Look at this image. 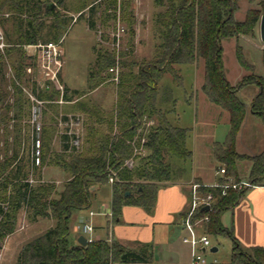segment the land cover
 Instances as JSON below:
<instances>
[{
	"label": "trees",
	"instance_id": "trees-1",
	"mask_svg": "<svg viewBox=\"0 0 264 264\" xmlns=\"http://www.w3.org/2000/svg\"><path fill=\"white\" fill-rule=\"evenodd\" d=\"M0 2L2 7L16 4L29 15L23 19L17 32L20 45L35 44L38 41L40 23L32 21L31 16L54 17L48 42H58L70 25V18H63L59 12V8L65 6L67 0ZM92 2L93 0H80L78 5L84 9ZM104 3L113 4L111 0ZM53 4L55 8L51 7ZM155 4L161 10L154 16L159 38L154 57L141 62L125 58L119 60L123 70L117 84L116 105L104 115L106 132L102 133L98 126H88V146L85 150L80 154L75 150L70 159L57 163L70 175L64 182L63 189L58 190L54 183L44 182L41 177L40 168L46 161L45 150L52 139L49 130L43 129L41 166H35L32 161L29 163L17 159V147L1 163L0 250L4 238L16 229L20 210L25 209L28 217L33 220L41 217L52 218L55 222L45 233L22 246L16 264H113L152 261L151 245L130 249L116 240L109 242L103 239L90 241L86 245H71V219L75 212L91 207L93 186L109 183L110 178H113L111 219L113 222H120L125 205L140 206L151 212L156 206L160 186L185 176L192 160V150L188 144L190 129L178 124V98L175 91L183 83L182 68L187 65L204 62V82L201 90L211 103L229 114V131L225 142L213 143L214 159L219 165L223 164L226 171L220 182H227L229 179L237 181V163L248 159L251 162L249 180L258 186L263 185L264 150L253 156L243 155L236 149V140L247 113L246 103L238 93L249 84L259 87L250 103V110L264 123V77L247 82V78H244L237 85H232L226 75L222 43L224 40L238 39L242 35L255 34L256 26L264 15V0L258 1L257 8L249 9L241 21L235 17L239 9L238 0H155ZM127 6L123 4V9L126 8V16L131 20L134 17ZM94 8V5L90 7L91 12H94ZM88 24L90 28L95 27L93 14L90 15ZM129 35V50L121 52L120 57L131 55L134 50L135 31L132 26ZM17 51L20 56L21 47ZM94 51L95 64L90 69L88 79L91 90L105 83L110 74L109 69L117 63L113 52H104L102 49L96 51V48ZM236 55L239 64L248 70L250 65L240 46L236 48ZM1 59L3 56L0 55ZM262 62L264 66V49ZM23 65L21 61L20 70ZM167 75L171 76V82H166ZM17 76L22 79L20 74ZM53 93L49 87L43 89L38 96L42 99L51 98ZM81 93L78 89L69 91L65 87L63 97L71 101L73 97L82 95ZM21 99L20 96L17 98L16 106L20 105L18 100ZM3 101L1 96L0 105ZM87 113L95 118L98 112L90 110ZM145 119L155 120L157 123L148 129L145 142H142ZM63 140L64 150L73 148L69 144L68 135H64ZM15 144H19L18 139ZM139 146L147 148L149 153L142 159L136 155L140 165L130 167L126 162L133 160L135 148ZM31 164L33 169L38 168L39 171L38 181L35 183L29 179ZM196 181L201 182L198 179ZM204 189L218 193V188ZM244 192L229 189L227 196L217 199L212 210L200 209L197 214L209 216L203 222L209 235L226 236L232 241L230 261L218 264H264V246L243 249L233 229L225 227L222 222V216L239 203Z\"/></svg>",
	"mask_w": 264,
	"mask_h": 264
},
{
	"label": "rangeland",
	"instance_id": "rangeland-1",
	"mask_svg": "<svg viewBox=\"0 0 264 264\" xmlns=\"http://www.w3.org/2000/svg\"><path fill=\"white\" fill-rule=\"evenodd\" d=\"M2 1V0H0ZM80 0H67L66 5L59 8L60 15L70 18V25L63 37L59 39L63 50V67L59 71V79L63 84V80L69 87L79 89L82 95L73 97L67 101L62 97V93L58 91L49 78L46 76L44 69L40 65L39 50L37 52L32 48L37 44L47 43L52 32L51 26L54 23L53 16H31L30 19L39 22L40 33L38 41L35 44L20 45L17 36L18 29L25 17H29L28 13L21 10L16 4L1 6L0 2V27L4 32L7 47L0 50L3 59L0 60V97L4 101L0 105V165L7 157L12 155L17 147V159H23L31 163L32 154V126H31V107L33 100L31 96L39 98L42 90L51 88L54 91L51 98H39L45 101L42 108V128L48 131L54 129L56 137L51 139L45 150V164L40 168L42 181L52 182L58 190L63 189V184L70 177L69 173L57 165L60 160L70 159L74 155L75 150L81 153L88 146L86 139L88 126L97 127L102 125V133L106 132V115L109 111H101V97L107 94L108 103L114 101L115 90L120 81L114 79V73L109 71L108 79L96 91H90L88 79L91 67L95 64V51H111V33L117 27L121 26L125 29L123 36V49L121 52L128 51L127 42L130 39V27L135 31L134 50L130 54L120 57V59L135 60L141 62L143 60H151L155 54V45L159 42L157 30L154 24L155 14L161 10L155 4V0H111L113 4H105L107 0H93L90 6L80 8L78 5ZM258 1L238 0L239 9L235 13L237 20H244L249 9L258 7ZM123 4H127L129 11L133 15V19L128 20L126 16V8ZM94 5V12L90 7ZM16 8V9H15ZM93 14L95 18V27L90 28L88 19ZM26 15V16H25ZM41 27V28H40ZM223 61L226 75L232 85H237L244 78L246 82L256 81L259 77H264V66L262 62V52L264 49V41L260 36V22L257 24L254 35H242L238 39H229L223 41ZM240 46L241 51L250 65L248 70L244 69L237 59L236 48ZM11 47V48H10ZM21 57L18 56L17 49L20 48ZM10 52H8L9 50ZM38 49V48H37ZM23 53V54H22ZM114 53V52H113ZM115 55V53H114ZM24 64L22 69L19 63ZM200 65L184 66L182 68L183 83L176 88L175 95L178 98L176 104V113H178L180 125L190 129L188 144L193 150V162L188 170L189 174H193L197 169L203 170L209 177L213 178L215 170L210 161L209 151L213 141L225 142L229 131V114L227 111L211 103L201 90L204 80V62L200 61ZM25 67V68H24ZM119 64V75L122 71ZM20 74L21 78L17 76ZM63 76V80L61 79ZM166 82H171V76L167 75ZM201 84V85H200ZM64 85V84H63ZM52 86V87H51ZM65 87V85H64ZM259 87L256 84H249L238 96L247 104V111L255 92ZM91 92V93H90ZM19 95L22 99L17 105ZM70 95V93H69ZM203 95V96H202ZM198 96V99H196ZM69 102L70 104H67ZM70 106V111L65 109ZM92 108V109H90ZM111 108V107H110ZM107 108V109H110ZM90 110L97 111V117L92 118L87 112ZM100 111V112H99ZM222 113V114H221ZM221 115V116H220ZM243 127L241 128L236 147L237 150L246 156H251L259 152L260 142L264 136V124L257 116L248 115ZM151 120L145 119L143 122L144 137L147 135L148 129L156 124L148 126ZM142 128V127H141ZM70 132L74 133L81 139L79 148L74 147L67 151L63 149V137L68 135L70 144ZM43 138V130H42ZM18 139L19 144H15ZM55 139V140H54ZM149 151L143 146H139L135 150L134 158L127 161L128 166L136 167L139 164V158H144ZM139 156L136 159L135 156ZM248 159H243L237 163L238 177L246 176L248 171ZM29 169V179L31 182L38 181V168ZM219 167H225L220 164ZM43 171L44 177L42 176ZM94 195L92 204L89 209L75 212L71 219L70 244L75 245L78 242V230L75 227V216H88L90 211L96 214L93 223L95 230L93 233L85 234L88 238H97L105 234V229L100 225L105 224L104 219L110 214L109 208L112 207L113 188L111 181L102 185L93 186ZM243 217V222L245 221ZM225 223L231 225V215L226 214ZM55 224L52 218H37L33 220L28 217L26 210L19 211L17 216V226L12 234L7 235L2 241L0 250V264H16L19 252L22 246L28 241L42 235L50 227ZM212 245L218 247L216 253L209 252L206 254L207 264H214L229 261L232 249V241L226 236H210Z\"/></svg>",
	"mask_w": 264,
	"mask_h": 264
},
{
	"label": "crops",
	"instance_id": "crops-1",
	"mask_svg": "<svg viewBox=\"0 0 264 264\" xmlns=\"http://www.w3.org/2000/svg\"><path fill=\"white\" fill-rule=\"evenodd\" d=\"M200 64L201 63L199 62L187 66H194L198 68ZM61 79L63 80V76ZM63 84L65 85L66 88H68L69 91L75 90V88L69 87L68 84L64 82V80H63ZM101 86L90 91H96L100 89ZM256 93L257 92H255V94ZM196 99H198V96H196ZM107 101H108L107 94L106 95L103 94V96L101 97L102 113L103 112L107 113L108 111L110 112L115 107L117 101V90H115L114 101H112L111 103H108ZM67 104L70 103L67 102ZM248 108L249 110L246 113V117L242 123L241 128L243 127L245 121L247 120L248 115L254 116V114L250 110V105ZM65 109L67 111H70V106H66ZM176 117H178V113H176ZM178 124L180 125L179 117H178ZM98 127L100 128V130L102 129V125ZM49 134L52 139L56 137L54 129H49ZM214 142L216 141H213L211 143V150L209 151V156L211 158L210 161L213 164L212 167L215 170V174L213 178L206 175V173L203 172V170L200 169V167L197 169V171H195L191 175L187 171L182 179H179L175 182L163 183L160 186L158 190L156 206L151 212L146 211L144 208L140 206L125 205L122 209L121 221L113 222L111 219L112 210L109 208L110 214H107L104 221H102L105 222V224L103 223L100 225L102 228L105 229V234H103L100 237L91 239L85 236V234L87 233L82 234L77 229L78 235L76 242H78L80 236H84L88 239L89 242L99 239L107 240L109 242L116 240L123 246L130 249H138L142 245L152 246L153 259L151 262H134V263L114 262L113 264H190L191 262L190 250H189V246L183 241V237L186 232L181 224V218L184 215V212L189 207L190 186L192 182L198 179L199 181H201L206 185H214L217 182H220V179L223 178V175H221L218 172L220 165L216 162L213 156ZM260 147L261 148L258 153L264 150V136L261 139ZM193 155L194 152L192 150V160L189 169L191 168V164L193 162ZM250 167H251V162L249 161L248 171L246 176H242V177L240 176L238 177L239 178L238 180H242V179L249 180ZM44 173L45 171H43L42 173L43 177H44ZM226 214L231 215V225L229 226L225 223ZM79 217L80 216L78 214L75 216L76 219L75 227H77V222ZM84 217L89 218V215ZM94 217H96V214L92 217V223ZM243 217L246 218L244 222H243ZM222 222L225 227L233 229L234 234L243 249H250L251 247L254 246H264V183L261 186L247 189L240 198L239 203L232 210L226 212L222 216ZM93 226L94 229L90 233H93L95 230L94 223ZM77 244H79V242ZM77 244L75 243V245ZM213 247H216L218 251L217 246L212 245V248ZM217 251L214 252L211 249L210 252L216 253ZM231 254H232V249H231ZM230 259H231V255L229 261ZM229 261L224 263H228ZM214 264H218L216 259H214Z\"/></svg>",
	"mask_w": 264,
	"mask_h": 264
},
{
	"label": "built area",
	"instance_id": "built-area-1",
	"mask_svg": "<svg viewBox=\"0 0 264 264\" xmlns=\"http://www.w3.org/2000/svg\"><path fill=\"white\" fill-rule=\"evenodd\" d=\"M125 29L121 26L111 33V47L115 53L117 63L115 66L109 69L114 73V79L119 80V60L120 51L123 49L124 41L123 36ZM7 47L5 41V35L0 27V50H4ZM34 51L39 50V61L41 67L44 69L46 76L58 91L62 93V97L65 92L64 85L60 82L59 71L63 67V50L61 42H47L44 44L34 45ZM38 48V49H37ZM51 86V87H52ZM33 104L31 107V126H32V154L31 161L35 166H41L43 161V140H42V108L45 103L44 100L31 96ZM153 124L151 120L148 122V126ZM142 142H145L143 137ZM81 139L79 136L70 132V146L79 148ZM138 147L135 148V150ZM135 153V152H134ZM218 172L225 177L226 171L224 167H219ZM113 181V178H110ZM258 185L252 183L250 180L242 179L234 181L229 179L227 182H217L214 185H206L201 182L194 181L190 186V203L188 209L184 212L181 218V224L185 229V235L183 241L189 246L191 262L190 264H207L206 254L211 251L212 243L210 241V235L205 231L203 222L209 219L207 214L198 216L200 209H204L208 206L210 211L213 209V205L218 198L227 196L229 189L235 191H246L250 188H255ZM218 188V193L215 194L211 191H206L204 188ZM95 215L93 211L89 212V218L80 216L77 222V229L82 233H90L93 231L94 226L92 223V217Z\"/></svg>",
	"mask_w": 264,
	"mask_h": 264
},
{
	"label": "water",
	"instance_id": "water-1",
	"mask_svg": "<svg viewBox=\"0 0 264 264\" xmlns=\"http://www.w3.org/2000/svg\"><path fill=\"white\" fill-rule=\"evenodd\" d=\"M52 8H55V5H51ZM260 36H261V39L264 41V15L261 17V20H260ZM129 193H127L128 195ZM209 207L208 206H205L204 207V210H208ZM78 242L80 245H86L89 241L86 237L84 236H80L79 239H78ZM212 251H217V248L216 247H213L212 248Z\"/></svg>",
	"mask_w": 264,
	"mask_h": 264
}]
</instances>
